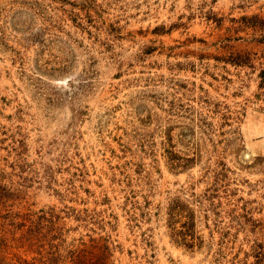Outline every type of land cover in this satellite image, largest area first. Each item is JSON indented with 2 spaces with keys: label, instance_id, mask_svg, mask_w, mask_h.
Segmentation results:
<instances>
[{
  "label": "rangeland",
  "instance_id": "rangeland-1",
  "mask_svg": "<svg viewBox=\"0 0 264 264\" xmlns=\"http://www.w3.org/2000/svg\"><path fill=\"white\" fill-rule=\"evenodd\" d=\"M243 16L264 0H0V256L264 264V22Z\"/></svg>",
  "mask_w": 264,
  "mask_h": 264
},
{
  "label": "trees",
  "instance_id": "trees-1",
  "mask_svg": "<svg viewBox=\"0 0 264 264\" xmlns=\"http://www.w3.org/2000/svg\"><path fill=\"white\" fill-rule=\"evenodd\" d=\"M256 16H243L242 18H244L245 20L256 24L257 22H259L258 24H263V19L262 18H255ZM4 241L0 240V245L3 243ZM25 261H21V263H24ZM0 264H12L9 263L8 261L5 260V258L3 256H0ZM27 264V263H26Z\"/></svg>",
  "mask_w": 264,
  "mask_h": 264
}]
</instances>
